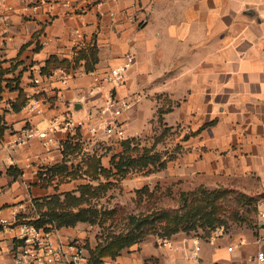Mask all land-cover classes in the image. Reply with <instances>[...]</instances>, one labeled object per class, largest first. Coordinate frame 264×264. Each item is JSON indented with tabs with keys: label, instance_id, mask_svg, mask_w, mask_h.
I'll return each mask as SVG.
<instances>
[{
	"label": "crops",
	"instance_id": "0c3cea01",
	"mask_svg": "<svg viewBox=\"0 0 264 264\" xmlns=\"http://www.w3.org/2000/svg\"><path fill=\"white\" fill-rule=\"evenodd\" d=\"M3 1L1 216L29 213L33 202L58 190L57 176L54 184L43 185L40 175L47 177V169L67 164L63 157L77 147L79 136L93 153L95 137L104 134H91L88 125L62 127L63 120L95 113L103 98L81 97L92 85L89 71L117 66L126 53L133 63L116 89L120 99L131 101L120 117L126 134L141 132L152 119L168 129L181 125V152L173 166L193 188L243 181L256 182L264 191V0ZM75 28L83 31L84 44L68 57ZM52 55L68 62L66 84L40 73ZM35 76H40L37 84ZM20 93L26 100L18 106ZM33 125L45 130L47 139L17 144V134ZM66 140L74 148L64 152ZM258 207L264 213V198ZM263 225L264 217L255 232L222 234L212 243L197 237L166 244L147 241L102 264H256V253L264 251V240L257 241ZM13 233L0 227V261L10 259L5 247L12 245ZM196 242L199 258L192 260L188 253Z\"/></svg>",
	"mask_w": 264,
	"mask_h": 264
},
{
	"label": "rangeland",
	"instance_id": "374dc122",
	"mask_svg": "<svg viewBox=\"0 0 264 264\" xmlns=\"http://www.w3.org/2000/svg\"><path fill=\"white\" fill-rule=\"evenodd\" d=\"M180 126L168 129L163 126L161 120L152 119L148 122L147 127L145 124L142 131L135 135L125 134L124 138H106L104 135L96 136L94 148L91 150H94L93 152L100 157L102 165L110 168L114 165L115 160H119V153H121V163H126L125 165L128 167L123 177L118 175L115 178L109 175H101L99 178L89 180L90 177L82 174L84 169L82 162L86 159L87 153L88 155L92 154V151L85 150L86 142L79 136L78 141H76L77 147L75 149H68L65 155V162L67 164H65L66 168H64V171L61 172L62 176H58V180L62 179V181L56 187L58 189L56 192H61L63 189L71 191L70 189H76L79 183H86L88 181L93 186H98L102 182L103 185L99 186L102 188H99L96 196L91 198L92 203L95 204L98 210L99 216H97L93 223L85 221L77 222L73 226L61 227L63 228L61 233L69 240L71 239L82 245L87 251L88 256L93 252L92 254H95L97 261H104L111 259V257L101 256L97 250L98 245L105 240H114L115 237L126 233L130 236H135L136 240L133 244L123 248L120 254L129 251L135 245L143 244L147 241L162 243L164 240L175 241L185 239V237H197L209 241L213 231L217 228L222 229V234L224 235H232L242 231L255 232V229H257L255 223L262 221L261 211L259 207L256 208L262 199L256 200V198L258 193L263 192L262 188L259 191V185L256 182L241 181L238 183V186L218 183L214 188L204 186L209 190L227 188L250 196V199H245V202H247L245 208L249 210V215L246 216L247 220H242V210H240L239 216L241 218L237 216L236 219L226 220L223 224H215L212 228L197 227L195 230L189 232L177 231L171 234V236H165L163 233L164 229H161L164 222L160 221H164L163 219H159L155 224H152V219L150 218L148 220L143 218L140 221L134 220L138 215H146L163 209H183L187 207L186 205H189V202H185V198L183 199L181 194L192 193L195 188L190 185L189 178L179 172L177 173L176 168L173 166L177 155L181 152L177 142L183 134ZM130 160L136 161L135 167L130 164ZM71 174L74 178L69 176ZM108 181H110L109 184H107ZM74 194L78 196L79 192L75 191ZM61 197L63 196L61 195ZM44 198L43 201L39 200L37 204L33 202L34 208L29 213H15V221L11 226L14 227L19 222L24 221L23 216L26 214L33 216L35 219L39 218V221L42 223H47L45 219L48 216L46 217L43 214V211L47 210ZM81 206L87 207L83 203ZM60 210V208H55L54 211L59 212ZM110 210H114L117 213L114 217L121 218L122 223L113 222L112 217L108 216V219L107 215L101 218L100 213L107 211L106 214H108ZM131 217L134 219L131 220ZM143 221L145 223L136 227L137 224L140 225ZM48 222H51L52 226L57 224L55 220ZM125 224H127L126 229H124ZM61 228L58 229L60 230ZM139 228L141 230L146 228L147 230L138 235L139 231H141ZM129 230L132 231L133 235H131Z\"/></svg>",
	"mask_w": 264,
	"mask_h": 264
},
{
	"label": "trees",
	"instance_id": "16d2710c",
	"mask_svg": "<svg viewBox=\"0 0 264 264\" xmlns=\"http://www.w3.org/2000/svg\"><path fill=\"white\" fill-rule=\"evenodd\" d=\"M67 66V60L58 59L55 55H52L45 61V64L40 67L39 70L41 74L45 75L57 67H65L67 69ZM25 100L26 97L22 96V93H20L18 96L17 105L20 106L24 104ZM76 133H78V129H76ZM71 147L74 148L73 145L69 143V140H66L64 142V152L67 148ZM120 154L121 153H119V160H115L114 165H112L110 168L105 167L101 164L100 157H98L95 152L87 155L86 159L82 162V164L84 165L82 174H84V176L90 177L91 179L89 178V180L99 178L101 175H109L113 178L118 177V175L120 177H123V175L126 173V168L128 167L125 165L126 163H121L122 160L120 159L122 158V154ZM141 159H143V157H141ZM133 161L134 160H130V164L135 167L136 161H134V163ZM63 162H65L64 157ZM64 168H66V165L65 163H62L60 165H55L51 169H47L45 171L47 177H42V175H40L41 180H43L42 184H54L53 179L56 176H62L61 172L64 171ZM69 176H72V174ZM61 181L62 179H59L54 187L56 188L58 183ZM109 183L110 181H108L107 184ZM91 184L92 183L88 181L86 183H79L76 189H73L71 191L60 193L55 192L47 199H44V204L47 205V210L43 211V214L46 217L48 216L47 219H45L47 223H42L41 221H39V218L30 220L29 222L33 223L37 227H43L44 229H49L50 227H69L73 226L77 222H95L97 216H99V213L95 207V204L92 203L91 198H94L96 196L97 190L99 188H102L99 186L103 185V183L100 182L98 186H93ZM75 191L79 192L78 196L74 194ZM61 195L63 197H61ZM181 195L183 199L185 198V202H189V205H186L187 207L183 209H163L157 212H151L146 215H138L136 219L131 217V220L134 219L135 221H140V219L142 218L147 220L150 218L152 219V224H155V222H158L159 219H163L164 221H160L164 222V225L161 227V229H164L163 233L165 236H171V234L177 231L189 232L191 230H195L197 227L212 228L215 224H223V222H226V220L229 221L233 218L236 219L237 216L240 215V210H242V220H247L246 216L249 215V210L245 208L247 206V202H245V199H250V196L244 195V193L240 194L234 192L231 189L223 188L217 190H209L204 186H199L195 188L192 193H182ZM189 198L191 199L189 200ZM263 198L264 191L258 193L256 200H261ZM82 203L86 204L87 207H82ZM257 207L258 204L256 208ZM55 208H60L61 210L59 212H56L54 211ZM106 213L107 211L100 213L101 218L107 215V218L108 216L112 217L111 219L113 220V222L122 223L121 218L114 217V215L117 214L116 212H114V210H110L108 214ZM241 217L239 216V218ZM54 220L57 224L55 226H52L51 222L48 221ZM143 223L145 222L143 221L140 225L137 224L136 227L141 226ZM260 223L261 221H257V223H255L257 228L260 227ZM126 227L127 224H125L124 229H126ZM146 230L147 229L144 228L143 230L139 231L138 235L142 234L143 231ZM129 232L131 233V235H133L131 230H129ZM135 238V236H130L128 233H126L115 237L114 240H105L103 243H100L98 245V253L101 256H110L111 259H114L120 254V251L123 248L133 244L136 240ZM92 253L93 252L89 254L88 264H102L103 261H97L95 254Z\"/></svg>",
	"mask_w": 264,
	"mask_h": 264
},
{
	"label": "built area",
	"instance_id": "2783aa9c",
	"mask_svg": "<svg viewBox=\"0 0 264 264\" xmlns=\"http://www.w3.org/2000/svg\"><path fill=\"white\" fill-rule=\"evenodd\" d=\"M86 3L95 2L101 5V0H82ZM3 0H0V8L3 7ZM67 4V2H66ZM69 4V3H68ZM11 7L7 6L5 9ZM84 33L81 29L75 28L70 39L71 45L67 52L68 57H73L76 52L83 47ZM133 57L126 53L122 57V63L108 68L104 71L93 69L89 71L92 77V85L83 91L81 97L84 100L92 99L96 96L103 98L102 103L95 108V113H89L85 118L74 119L71 115L63 120L62 127H83L88 125L91 134L102 133L105 136L124 138L126 134L121 115L129 109L131 101L120 99L116 94V89L125 80L127 69L132 65ZM68 71L65 67H57L44 75L48 80L57 79L66 84ZM33 83L40 82V76L32 79ZM64 96V94H61ZM34 108V106H31ZM54 128V127H52ZM38 137L45 141L47 132L40 130L35 125L23 128L15 137L17 144H25L31 138ZM262 218L264 213L261 212ZM15 221V213L9 216L0 215V226L2 229H14L9 248L5 247V253L10 254V259L0 261V264H88V253L78 242L69 240L56 227L44 229L37 227L29 220L19 222L12 227ZM222 235V229L217 228L213 231L209 242H213L218 236ZM264 240V232L258 236L257 241ZM164 240L161 244H166ZM14 243V244H13ZM4 250L3 241L0 239V252ZM200 246L193 243L189 250V257L192 260L199 258ZM256 264H264V251L259 250L253 258Z\"/></svg>",
	"mask_w": 264,
	"mask_h": 264
}]
</instances>
